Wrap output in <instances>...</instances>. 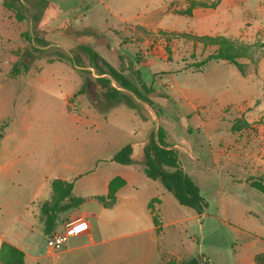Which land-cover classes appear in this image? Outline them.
<instances>
[{
    "label": "rangeland",
    "instance_id": "obj_1",
    "mask_svg": "<svg viewBox=\"0 0 264 264\" xmlns=\"http://www.w3.org/2000/svg\"><path fill=\"white\" fill-rule=\"evenodd\" d=\"M5 1L17 9L6 7ZM176 1L184 0H0V114L11 101L0 136L11 116L27 106L36 121L32 133L50 152L53 176H59L68 163L84 167L86 172L107 167L109 174H114L119 166L109 159L116 151L146 138L158 126L167 131L173 147L190 138L196 145V162H184L208 207L190 228L196 240L180 233L177 243L185 244L186 260L201 251L214 264H248L252 254L264 250V193L253 186L264 185V81L256 76L264 74V51L256 46L242 60L247 63L246 75L256 74L245 81L242 93L234 90L233 76L226 88L213 62L205 72H197L193 65L210 51L201 52L190 32L193 21L165 13L166 5ZM187 2L186 12L196 5L194 0ZM249 4L252 13L260 6L255 0ZM143 21L157 28L140 24ZM260 23L264 25V17ZM166 25L185 32L160 29ZM36 38L40 44L31 40ZM256 38L264 41V34ZM44 42V51H36ZM83 44H90L135 84L142 81L155 88L153 104L127 92L139 103V111L124 103L105 108L101 87L90 86L87 92L78 93L84 77L68 58L78 53L83 67L94 76L97 73L90 69L88 55L79 50ZM59 53L68 58H60ZM20 57L30 69L13 77L11 69ZM210 84L215 85V93L223 91L235 103L252 98L248 101L252 105L244 102L224 108L220 96L218 103L197 109L196 98L187 97L184 91L196 93V87ZM93 116L101 122L105 116L110 125L92 134ZM87 135L107 136L109 144L94 156L96 141L82 138ZM98 159L107 161L105 166L97 165ZM31 242L44 250V234L33 236Z\"/></svg>",
    "mask_w": 264,
    "mask_h": 264
},
{
    "label": "crops",
    "instance_id": "obj_2",
    "mask_svg": "<svg viewBox=\"0 0 264 264\" xmlns=\"http://www.w3.org/2000/svg\"><path fill=\"white\" fill-rule=\"evenodd\" d=\"M194 1L196 5L190 14L186 12L189 6L187 0L171 2L166 5L165 13L188 17L193 21V30L190 32L195 36H224L253 43L259 39L256 37L260 33L264 34V25L260 23V19L264 17V0H255L260 6L253 13L250 0ZM180 8L183 11L179 13L176 10ZM140 24L157 28L152 27L149 22L143 21ZM160 29L185 32L167 25ZM197 44L201 46V52L210 51L205 57L217 49L216 46H204L199 42ZM212 62L216 64L214 71L226 82V88L230 86L227 83L233 76L234 90L237 93H242L245 81L253 74L256 75L253 72L243 75L236 67H229L232 65L224 60L210 61L199 73L205 72ZM256 76L264 81V74L258 73ZM29 77L34 78L31 75ZM210 90L212 91L209 92ZM215 91V85L210 84L196 87V93H184L189 98H196L197 109L204 104L218 103L220 96H223L224 108L236 103H240L237 104L239 106L244 102L249 103L248 107L252 105V102H248L252 98H243L235 103L232 96L226 97L227 93ZM11 100L13 102L16 97ZM10 102L6 104V109L11 105ZM6 109L0 114V129L8 115ZM27 111L29 109L25 106L23 112L13 114L11 122L0 136V251L4 243L18 248L24 252L25 264H163L171 259L186 260L185 244L177 243L178 234L187 233L190 239L196 240L190 228L204 213L199 215L192 209L191 213H186L184 206L159 181L146 177L143 165L139 167L138 163L117 164L119 167L114 174H109L107 167L86 172L84 167L78 168L68 163L59 176H53L49 169L50 152L48 153L47 146L39 143V139H35L32 129L36 121L32 113ZM104 118L101 122L93 116L90 127L92 134L101 127L110 125L105 116ZM148 118L153 119L152 115ZM84 137L88 142L96 141L92 152L94 156L103 152L109 144L107 136L87 135L82 138ZM144 139L135 141L141 142ZM174 147L179 151L183 168L190 175L184 159L196 162V145L188 138ZM40 150L44 151V155ZM106 162L98 159L97 165L101 163L105 166ZM79 163L77 161L76 164ZM115 176H121L126 184L118 191L115 204L106 207L96 197L107 195L109 182ZM53 179L72 181L74 195L84 198L78 208L58 215L54 231H65V224L77 219L87 221L88 228L78 235L69 236L61 250L51 253L40 217V207L51 195ZM154 198L159 200L150 206ZM249 229L250 227H246L248 233L251 232ZM41 234L45 236L44 250L43 246L31 242L33 236ZM198 253L203 254L210 264H214L210 256L201 251ZM259 253H264V250L252 254L248 264H257L254 257Z\"/></svg>",
    "mask_w": 264,
    "mask_h": 264
},
{
    "label": "trees",
    "instance_id": "obj_3",
    "mask_svg": "<svg viewBox=\"0 0 264 264\" xmlns=\"http://www.w3.org/2000/svg\"><path fill=\"white\" fill-rule=\"evenodd\" d=\"M4 5L17 9L10 2L5 1ZM190 13L191 10L188 11V14ZM94 33L98 36L103 35L95 31ZM193 36L196 42L204 46L217 47L215 52L193 65L197 72L202 71L210 61L224 60L236 67L243 75H246L247 63L242 62V60L248 58L252 49L256 46L264 51V41L261 40L249 43L224 36ZM102 38L101 40L106 42V37L103 36ZM31 40H36L38 44L41 42L37 38ZM44 48H46V43L35 49L43 52ZM79 50L88 55L90 69L94 68L97 71L96 76L93 75L92 71L83 67L78 53H74L69 58L59 53L60 58H68L78 67L84 77V84L78 93L87 92L90 86L101 87L104 89L101 95L105 108L124 103L130 108L139 111V103L127 92H130L141 102L153 104L152 96L157 91L155 88L148 86L142 81L139 84L132 82L123 70L113 66L100 56L90 44L80 45ZM29 69V63L23 57H20L19 61L13 65L10 74L13 77H17L22 72L29 71ZM109 161L121 165L141 163L146 177L159 181L163 188L172 194L181 205L191 208L199 215L203 214L208 207V202L202 195L200 187L183 168L179 151L168 142L167 131L162 126H158L157 129H151L141 142L133 140L125 144ZM125 184L126 181L121 176H115L109 182L107 195L98 196L96 199L106 207L113 206L116 202L118 191ZM253 186L264 193L263 184L254 183ZM73 190L74 183L72 181L62 179H53L51 181V195L40 207V217L44 224L45 235L48 236L55 230L60 213L76 209L84 202V198L76 197ZM158 200V198H154L150 206ZM155 221L157 222V220ZM0 258L2 264H25L24 252L6 243L2 245ZM254 261L257 264H264V253L257 254L254 257ZM163 264H210V262L207 261L203 254H198L189 260L178 261L171 259Z\"/></svg>",
    "mask_w": 264,
    "mask_h": 264
},
{
    "label": "built area",
    "instance_id": "obj_4",
    "mask_svg": "<svg viewBox=\"0 0 264 264\" xmlns=\"http://www.w3.org/2000/svg\"><path fill=\"white\" fill-rule=\"evenodd\" d=\"M65 231H53L47 236V246L51 253L61 250L69 236L78 235L88 228V222L85 220L77 219L65 224Z\"/></svg>",
    "mask_w": 264,
    "mask_h": 264
}]
</instances>
